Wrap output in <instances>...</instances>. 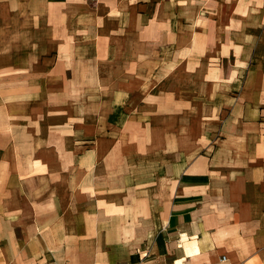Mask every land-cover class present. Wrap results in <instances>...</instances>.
<instances>
[{
	"label": "rangeland",
	"instance_id": "rangeland-1",
	"mask_svg": "<svg viewBox=\"0 0 264 264\" xmlns=\"http://www.w3.org/2000/svg\"><path fill=\"white\" fill-rule=\"evenodd\" d=\"M249 5L252 26L264 0H0V112L41 110L44 128L55 116L84 148L102 133L118 148L101 158L113 175L134 176L180 139L189 157L211 151L233 111L260 123L259 92L243 99Z\"/></svg>",
	"mask_w": 264,
	"mask_h": 264
},
{
	"label": "crops",
	"instance_id": "crops-1",
	"mask_svg": "<svg viewBox=\"0 0 264 264\" xmlns=\"http://www.w3.org/2000/svg\"><path fill=\"white\" fill-rule=\"evenodd\" d=\"M254 10L238 24L254 41L243 99L259 92V126L233 111L206 153L189 157L180 139L134 176L113 175L101 158L118 148L102 133L84 148L87 137L55 116L44 128L41 110L1 108L0 264H264V19L248 26Z\"/></svg>",
	"mask_w": 264,
	"mask_h": 264
},
{
	"label": "built area",
	"instance_id": "built-area-1",
	"mask_svg": "<svg viewBox=\"0 0 264 264\" xmlns=\"http://www.w3.org/2000/svg\"><path fill=\"white\" fill-rule=\"evenodd\" d=\"M223 258H225V256H223Z\"/></svg>",
	"mask_w": 264,
	"mask_h": 264
}]
</instances>
